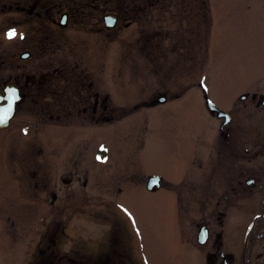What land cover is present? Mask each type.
I'll return each mask as SVG.
<instances>
[{"label": "rangeland", "instance_id": "1", "mask_svg": "<svg viewBox=\"0 0 264 264\" xmlns=\"http://www.w3.org/2000/svg\"><path fill=\"white\" fill-rule=\"evenodd\" d=\"M55 1L75 10L76 40L71 54L62 48L46 53L45 60L55 65L67 55L68 62L89 70L88 80L101 85L119 81L123 91L111 101L121 100L125 112L111 114L109 123L91 114H60L59 120L55 114H17L0 131V264H97L101 258L108 264H134L132 258L141 264H196L191 254L198 251L192 241L179 236L186 198L181 184L188 164L185 153L196 151L192 132L186 144L182 130L207 113L197 85L189 84L181 94L170 86H181L184 73L175 76L173 69L172 79L178 82H164L170 71L162 61L171 57V64L177 60L182 66L178 59L184 42L179 35L192 15L203 17L204 11L198 6L200 12L192 10L191 15L177 11L172 29L178 39L172 40V52L154 59L147 26L140 40L127 30L109 39L96 32L97 11L132 18L142 0ZM143 1L140 14L147 19L151 0ZM171 1L172 10L185 2ZM205 6V14L213 19L205 30L212 31L218 49L209 52L199 75L195 71L197 78L192 74L189 79L199 80L210 100L229 112L239 93H264V0H206ZM158 40L164 48L166 40ZM160 93L168 103L152 104ZM52 103L46 95L45 110H52ZM55 131L67 133L66 138L53 140ZM151 175L161 177L155 193L146 190ZM214 201L193 199L190 206L199 204L195 208L206 211ZM247 202L252 201L240 199L238 204ZM199 216L190 213L187 222L194 224Z\"/></svg>", "mask_w": 264, "mask_h": 264}, {"label": "flooded vegetation", "instance_id": "2", "mask_svg": "<svg viewBox=\"0 0 264 264\" xmlns=\"http://www.w3.org/2000/svg\"><path fill=\"white\" fill-rule=\"evenodd\" d=\"M142 2L146 1H138L135 5L138 14L129 15L132 18L118 11H97L96 32L109 39L127 30L133 32L134 39L140 40L147 26V37L152 38L150 48L154 49L150 55H155V59L157 54L172 52V40L178 39L172 29L173 16L177 18V11H186L188 15H191L192 10L204 11L203 17L192 15L179 35V39L184 42L178 59L182 66L177 60L171 64L168 61L171 57L162 61L166 71H170L164 82H178V79H172L173 69L177 71L175 76L184 73L185 77L180 80L183 83L181 86H170L176 87L181 94L188 90L184 87L189 84L194 87L197 85L207 113L199 114L197 123L191 125L188 122L182 130V141L185 140L186 144L192 132L191 140L196 151L185 153L188 164L181 174V184L183 197L186 198L182 200L184 207H181V216L184 223L180 226L179 236L183 241H192V248L198 251L196 256L191 254L196 264H264V93L257 90L239 93L236 97L239 101L233 102L231 109L233 106L242 109L224 111L231 119L224 124L225 115L219 116L208 110V92L195 74L208 60L209 52L218 49L212 31L205 30V26L211 28L213 24V19L210 20L205 14L209 12V8H206L208 5L205 6L206 0H185L183 7L174 10L171 0H151L147 19L140 14L141 7L146 5ZM163 8L166 11L162 14ZM108 17L112 22H109ZM77 22L75 10L69 6L62 8L55 0H0V109L3 105L9 108L11 103L13 114L7 128L17 114H55L56 120L60 119V114H91L108 123L113 119L111 114H124L123 102L111 101L112 95L118 96V90L123 91L119 81L101 85L96 80H88L89 70L68 62L67 55L59 58L60 61L55 65L52 59L49 58L51 64L45 60L46 53L53 54L62 48L68 55L72 53ZM13 31L15 35L10 37L8 34ZM158 39L166 40L164 48ZM116 49L120 52V48ZM192 74L196 78L189 79ZM180 94H175V98ZM46 95L55 101L52 110H45ZM162 97L164 101L158 102L157 99ZM168 101L166 94L160 93L152 99V104L162 105ZM238 116L240 119L246 117L245 121H238ZM59 134L60 131L52 133L53 140L66 138L67 133L62 136ZM101 151V155L106 157V152L103 149ZM86 184L85 179L83 185ZM160 188L161 180L156 191L146 190L155 193ZM206 197L215 199L212 208L202 211L195 208L199 204L190 206L193 199ZM240 199H251L252 202L239 205ZM190 213L200 215L191 225L187 222ZM201 228L206 231L204 243L198 240ZM102 253L106 254L105 251ZM101 259L97 264H108L105 259ZM132 260L134 264H141L136 259ZM113 264H121V260Z\"/></svg>", "mask_w": 264, "mask_h": 264}, {"label": "water", "instance_id": "3", "mask_svg": "<svg viewBox=\"0 0 264 264\" xmlns=\"http://www.w3.org/2000/svg\"><path fill=\"white\" fill-rule=\"evenodd\" d=\"M108 18H109V22H112V19L110 17H108ZM110 26H111V24H110ZM157 101L163 102L164 98L163 97L158 98ZM206 106L210 112H216L217 114H219V116L225 115L226 118L224 120V124H227L230 122L231 119H230L228 113L218 109L216 107V105L208 99V97H206ZM10 110H11V112H10ZM11 113H12V109L7 108V105H3L2 109H0V129L7 128L9 120L13 116V114H11ZM160 180H161V178L158 175L149 176L147 179V187H146L147 190L148 191H156L159 188ZM153 181H156V182L153 183ZM206 239H207L206 231L204 228H201L198 240L200 243H204L206 241Z\"/></svg>", "mask_w": 264, "mask_h": 264}, {"label": "snow or ice", "instance_id": "4", "mask_svg": "<svg viewBox=\"0 0 264 264\" xmlns=\"http://www.w3.org/2000/svg\"><path fill=\"white\" fill-rule=\"evenodd\" d=\"M8 35L11 37V36L15 35V33H14V31H13V32H10ZM12 92H13V94H14V93H15V89H13ZM9 109H11V103H9ZM98 158H99V157H98ZM155 182H156V181H153V183H155Z\"/></svg>", "mask_w": 264, "mask_h": 264}]
</instances>
